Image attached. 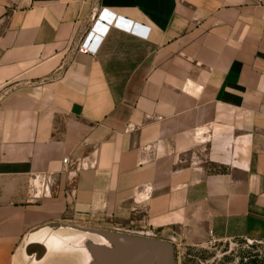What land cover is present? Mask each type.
<instances>
[{
  "label": "crops",
  "instance_id": "crops-1",
  "mask_svg": "<svg viewBox=\"0 0 264 264\" xmlns=\"http://www.w3.org/2000/svg\"><path fill=\"white\" fill-rule=\"evenodd\" d=\"M104 10L149 38L80 53ZM140 211L194 243L263 238L264 0H0V264H79L25 247Z\"/></svg>",
  "mask_w": 264,
  "mask_h": 264
},
{
  "label": "rangeland",
  "instance_id": "rangeland-1",
  "mask_svg": "<svg viewBox=\"0 0 264 264\" xmlns=\"http://www.w3.org/2000/svg\"><path fill=\"white\" fill-rule=\"evenodd\" d=\"M119 81H125L121 78ZM143 212H135L129 220L121 223L113 222V217L108 218L109 222L102 226L89 223L87 229L99 231H111L119 229L121 232L128 231L136 234L150 233L152 239L168 241L175 249L176 264H241L243 252H250L252 256L258 252H264V243L260 241H250L238 233L211 234L201 243H194L177 230H154L148 227L144 221ZM74 226L75 224H71ZM93 226V227H92ZM69 234H80L69 231ZM90 238L96 237L89 235ZM78 259V257H77Z\"/></svg>",
  "mask_w": 264,
  "mask_h": 264
},
{
  "label": "water",
  "instance_id": "water-1",
  "mask_svg": "<svg viewBox=\"0 0 264 264\" xmlns=\"http://www.w3.org/2000/svg\"><path fill=\"white\" fill-rule=\"evenodd\" d=\"M110 19L114 16L107 13ZM47 227L51 230H65L79 232L84 236H94L92 241H98L100 238H107L111 241V247H100L91 245L93 260L89 264H176L175 249L172 243L168 241H159L150 238L151 234L146 236L134 235L118 232H108L81 228L77 226L64 225L62 223H51ZM41 229L33 231L39 232ZM51 252L46 244L40 241L26 245L25 253L29 257H34L37 262L42 261L45 256ZM57 252H51L56 256ZM78 257V259H77ZM69 259L77 261L79 264H85L79 253L69 254Z\"/></svg>",
  "mask_w": 264,
  "mask_h": 264
},
{
  "label": "bare ground",
  "instance_id": "bare-ground-1",
  "mask_svg": "<svg viewBox=\"0 0 264 264\" xmlns=\"http://www.w3.org/2000/svg\"><path fill=\"white\" fill-rule=\"evenodd\" d=\"M100 16V15H99ZM103 20L111 22V19L106 16H101ZM95 24L93 25V27ZM41 243L46 244L51 252H59L66 250L71 253H79L82 256L83 262L89 264L93 260L91 245L100 247H111V241L107 238H100L97 242L90 240L88 236L81 234H49L41 236L39 240Z\"/></svg>",
  "mask_w": 264,
  "mask_h": 264
},
{
  "label": "built area",
  "instance_id": "built-area-1",
  "mask_svg": "<svg viewBox=\"0 0 264 264\" xmlns=\"http://www.w3.org/2000/svg\"><path fill=\"white\" fill-rule=\"evenodd\" d=\"M107 13H109V12L104 10L100 14V16H98V19L95 22V26L92 27L91 31L89 32V34L87 35L85 40L82 42L81 46L79 47V52L80 53H83V54H86V55L95 54L98 51V49H99L101 43L103 42V40L106 38V36L110 32V30H112V29H117V30L123 31V32H125V33H127L129 35L138 37L140 39L147 40L149 38V36H150V28L149 27H147L145 25H141V24H137V23L131 22L130 20L125 19V18L116 17L114 15H113L114 18L111 19V22L107 21L111 25L110 26H105L104 25V27L107 28V32H106V34L104 35L103 38H100L99 36L93 34V31H94L95 28L97 29V26H100L101 24L103 25V23H101L100 19L103 20L101 16L103 14L106 15ZM109 14H111V13H109ZM91 36H93L94 38L91 37ZM95 40H99V41L96 43V42H94ZM64 163L66 165L69 164V160L65 159ZM211 234H212V232H211Z\"/></svg>",
  "mask_w": 264,
  "mask_h": 264
},
{
  "label": "trees",
  "instance_id": "trees-1",
  "mask_svg": "<svg viewBox=\"0 0 264 264\" xmlns=\"http://www.w3.org/2000/svg\"><path fill=\"white\" fill-rule=\"evenodd\" d=\"M136 65H131V70L135 67ZM129 68V70H130ZM128 70V73H129ZM127 73V75H128ZM113 93L115 95V101L118 102L120 96L122 95V90H123V85L119 86L118 84H113L112 86ZM117 89L118 92L115 90ZM260 241L261 243H264V236L262 239L257 240ZM241 264H264V252H258L256 255L252 256L250 252H243V258L241 259Z\"/></svg>",
  "mask_w": 264,
  "mask_h": 264
},
{
  "label": "flooded vegetation",
  "instance_id": "flooded-vegetation-1",
  "mask_svg": "<svg viewBox=\"0 0 264 264\" xmlns=\"http://www.w3.org/2000/svg\"><path fill=\"white\" fill-rule=\"evenodd\" d=\"M116 232H118V233H125V232H121V230H119V229H117V230H115ZM108 232H111V231H108ZM114 232V231H113ZM126 234H134V235H143V236H146V234H148V233H141V234H136V233H134V232H127ZM151 237V236H150Z\"/></svg>",
  "mask_w": 264,
  "mask_h": 264
}]
</instances>
